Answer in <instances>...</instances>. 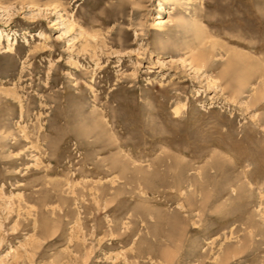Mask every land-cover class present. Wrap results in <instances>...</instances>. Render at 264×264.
I'll list each match as a JSON object with an SVG mask.
<instances>
[{"label":"rangeland","instance_id":"rangeland-1","mask_svg":"<svg viewBox=\"0 0 264 264\" xmlns=\"http://www.w3.org/2000/svg\"><path fill=\"white\" fill-rule=\"evenodd\" d=\"M0 31V264H264V0H0Z\"/></svg>","mask_w":264,"mask_h":264},{"label":"bare ground","instance_id":"bare-ground-1","mask_svg":"<svg viewBox=\"0 0 264 264\" xmlns=\"http://www.w3.org/2000/svg\"><path fill=\"white\" fill-rule=\"evenodd\" d=\"M3 34V31H0V35ZM233 56V55H232ZM235 58L237 57L236 55H234ZM197 58V62L198 64L202 65V64H206L207 63V54L204 51H200L198 52V55L196 56ZM232 58V57H230ZM235 61V59H233ZM233 60H230L228 62V66L226 65V69L224 68L222 73L220 74V77L225 80V82L227 83V86L230 87L231 85L235 88H233L234 90H236V92L234 91L233 93L235 94H240L241 90L243 89L244 85L247 84L249 78H245L243 76H240L239 74L237 75L235 70L237 66L236 64H239L238 62H234ZM240 76V77H238Z\"/></svg>","mask_w":264,"mask_h":264}]
</instances>
